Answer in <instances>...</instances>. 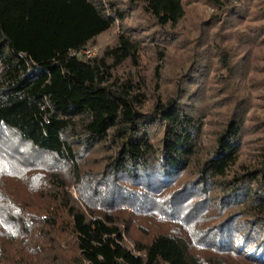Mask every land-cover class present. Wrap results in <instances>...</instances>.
Returning <instances> with one entry per match:
<instances>
[{
    "label": "trees",
    "instance_id": "1",
    "mask_svg": "<svg viewBox=\"0 0 264 264\" xmlns=\"http://www.w3.org/2000/svg\"><path fill=\"white\" fill-rule=\"evenodd\" d=\"M263 4L0 0V264H264Z\"/></svg>",
    "mask_w": 264,
    "mask_h": 264
},
{
    "label": "rangeland",
    "instance_id": "2",
    "mask_svg": "<svg viewBox=\"0 0 264 264\" xmlns=\"http://www.w3.org/2000/svg\"><path fill=\"white\" fill-rule=\"evenodd\" d=\"M259 1H261V2H264V0H259ZM263 6H264V4H263ZM202 11V7H200V8H197V6L195 7V9H193V11H192V14H190V18L191 17H193V19L196 17V18H198L197 17V15H198V13L199 12H201ZM130 20L132 21V20H134V18L133 17H129L128 18V20H127V22H130ZM115 32H116V29H114L111 33H108V34H106V35H104L105 37H104V40H108L110 37H112L114 34H115ZM101 41V40H100ZM237 51V50H236ZM97 53H98V51H97V49H88L87 50V52H86V55L87 56H96L97 55ZM152 56H150V55H148V57H146V60H149L150 58H151ZM17 139V138H16ZM27 152H28V157L30 158L31 156H36V154H34L35 152H34V150H33V147H31V146H26V149H25ZM97 155H99V153H97V154H95L94 155V158L97 156ZM39 157H43V155L42 154H40L39 153ZM71 192H72V194L74 195V196H77V192H76V190H75V188L74 187H72V189H71ZM136 216H138L136 213H134V212H132V211H127L126 212V217L129 219V221L131 222V223H133L136 227H139L140 225H139V217L140 216H138V217H136ZM139 221V222H138ZM38 264V263H37Z\"/></svg>",
    "mask_w": 264,
    "mask_h": 264
}]
</instances>
